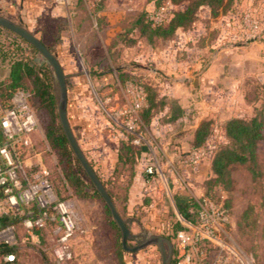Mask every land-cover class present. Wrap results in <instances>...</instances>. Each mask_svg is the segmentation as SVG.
Listing matches in <instances>:
<instances>
[{
    "label": "rangeland",
    "instance_id": "obj_1",
    "mask_svg": "<svg viewBox=\"0 0 264 264\" xmlns=\"http://www.w3.org/2000/svg\"><path fill=\"white\" fill-rule=\"evenodd\" d=\"M0 13L4 17L21 23L27 30L34 34L47 46L58 58L64 72L68 75V116L76 138L85 153L87 159L95 169L94 162L88 152L82 147L79 139L78 126L70 109L81 100L79 87L88 90V105H94L95 117L104 119L121 133L130 139V145L134 154L129 155L125 150V144L121 145V155L118 159L116 172L119 175L129 172L131 166L136 162L138 148L132 144L134 136L128 135L122 126V117L119 111L123 108L118 105H128L129 100L125 92V84L131 80L123 81L126 76L134 79L142 85L146 91L147 99L154 98L156 107L153 108L150 121L141 117L139 113V131L146 135L148 126L152 119L162 118L163 109L161 106L167 103V85L169 69L159 65L151 58L140 61L136 58L142 53L149 56L154 50L163 52L172 47V54L175 60L188 58L194 47L198 50L208 48V58L217 51L215 43L221 49L232 48L228 36L239 33L238 28L232 23L244 13L251 11L260 23L261 33L248 43H238L239 47H246L257 41L249 49H243L239 55L248 54L264 57V0H238L235 8V18L230 24L225 20L211 21L206 10H200L198 21L194 28L187 33L189 41L182 43L180 36L173 39L157 40L150 48L147 40L139 39L137 33H128L131 30L135 19H137L149 4L154 7L158 0H110L109 5L125 3L124 9L114 8L112 13H107L103 24L93 26L87 12L85 1L78 3L81 13L74 14L71 10L72 0H1ZM106 0H97L94 3L96 8L105 6ZM76 5V4H75ZM164 3L160 9L165 8ZM118 9V10H117ZM175 9V8H174ZM209 10V9H208ZM206 13V14H205ZM152 15V13H151ZM171 14H168L170 17ZM150 17V15H149ZM101 21V20H100ZM98 22V20L96 21ZM8 31V30H7ZM10 32V31H9ZM128 33V34H127ZM191 36V37H190ZM135 39L134 45H127V39ZM231 45V47H230ZM30 44L14 33L0 30V82L9 75V63L16 59H25L39 69L51 67L43 56ZM192 54V53H191ZM207 58V59H208ZM248 71L255 74L249 79L246 76L236 78L232 97H235L231 105H224L225 111L220 112L218 117L211 119L212 133L207 144L200 148L204 151L203 158L211 164L212 157L219 148L227 144L225 137L226 123L234 118L250 120L257 117L264 122V62L252 60ZM174 70H171L172 77ZM261 72V75L259 73ZM53 73V71H52ZM54 76L56 90V115L58 116V84ZM106 79V80H105ZM83 82L82 85L80 82ZM81 85V86H80ZM154 94V96H153ZM87 95V96H88ZM173 101V100H172ZM172 103V102H171ZM170 102L169 104L172 105ZM229 104V102H228ZM37 112L38 128L34 133V150L40 154L43 171L51 179L55 190L62 198H68L75 203L76 211L82 220L85 234L77 237L74 242L75 259L70 264H120L117 255L118 246L121 244V233L117 234L107 225L106 205L102 199H81L74 190L65 183L59 157L46 138V131L53 120L39 102L33 105ZM76 109V108H75ZM76 111V110H75ZM77 114L76 112L74 115ZM76 116V115H75ZM149 121V124H146ZM116 122V123H115ZM118 123V125H116ZM120 126V127H119ZM61 127V126H60ZM78 136V137H77ZM98 174L97 170L95 169ZM259 176L253 178L251 173L244 166H233L231 168L232 188L229 193L219 191L215 196L214 203L219 207L227 208L230 219L228 225L223 228L220 239L224 245V255L229 257V264H264V141L259 146ZM131 173V172H130ZM108 193L115 198L119 211L127 221L133 238L128 241L129 246H135L138 242L147 239L152 235H162L171 240L174 245V254L171 264H179L180 256L176 252L173 239L174 229L182 222V215L172 212L168 205V219L155 223L151 214V206L138 205L131 216L123 210V203L126 198L124 191L116 190V186L103 181L98 174ZM203 183V194L191 201L198 202L205 195V183ZM215 191V190H214ZM125 196V197H124ZM111 197V198H112ZM149 196L145 194L143 202ZM101 198V197H100ZM113 200V199H112ZM149 201H152L151 199ZM117 209V207H116ZM159 210V209H157ZM156 210V211H157ZM192 211V210H191ZM158 212V211H157ZM112 219V217H111ZM117 226V225H116ZM118 228V227H117ZM21 240H18L17 249L18 264H46L50 262L48 252L52 245L48 240L47 232L40 234L41 244L36 246L32 240L23 236L25 230L19 231ZM219 249H209V263H212L219 256ZM47 257V258H46ZM123 260L125 264H161V255L157 247L150 246L137 253L124 251ZM48 259V260H47Z\"/></svg>",
    "mask_w": 264,
    "mask_h": 264
},
{
    "label": "crops",
    "instance_id": "obj_2",
    "mask_svg": "<svg viewBox=\"0 0 264 264\" xmlns=\"http://www.w3.org/2000/svg\"><path fill=\"white\" fill-rule=\"evenodd\" d=\"M77 1L72 0L74 14L82 11ZM84 1L87 6L86 13L93 22V26L103 24L107 13H112L114 8L120 11L124 9L125 4L119 2L111 8L110 3L108 4L110 0H106L105 6L97 10L94 5L97 0ZM155 10L153 3L146 8L148 13ZM202 10H206L210 18L209 10L207 8ZM99 20H101L100 23ZM237 20L236 18L232 23L234 27L238 24ZM178 35L182 43L192 40L182 30H179ZM261 39L260 37L257 41ZM257 41L246 47L237 46L225 49L218 47L217 41L215 43L217 51L209 58L207 57L208 48L198 50L199 48L194 46L188 58L178 61L173 57L172 47H168L163 52L156 49L151 52L150 56L146 52L139 55L137 60L146 61L151 58V61L169 69L170 74L166 75L169 79L166 101L167 103L175 101L180 114L173 119L171 106L166 105L161 113L162 118L165 117V119H152L146 135L142 134L143 146L140 154L136 156L135 164L131 166L129 172L121 175L116 172L121 155V145L130 144V139L104 119L95 117L94 105L87 103L89 101L88 90L81 86L84 81L80 82L79 91L82 99L74 105L70 104L74 121L78 126L79 139L103 181L108 183L111 181V184L117 187V193L124 191L126 198L122 207L128 216H131L138 205H145L143 202L145 194L152 200L149 201L153 204L149 203L152 205L150 215L155 223L168 219V205L172 208V212L178 215L176 198L197 199L202 196L203 183L213 174L211 164H207L208 162L204 159L198 167H193L190 163L189 156L194 149L195 132L203 121L218 117L220 112L225 111L224 105H231L234 102L235 97H232V94L235 96L233 91H235L236 78L246 76L249 79L255 76L250 72L251 70L248 71L249 64L252 60L264 62V57L261 58L260 54H248L245 57L239 55L238 52L258 44ZM171 70H174V77H172ZM147 107L148 105L141 111ZM128 135L131 134L128 133ZM149 167L154 169V174L147 180L146 170ZM112 199L119 214L123 217L115 198L112 197ZM131 218L128 217L127 221Z\"/></svg>",
    "mask_w": 264,
    "mask_h": 264
},
{
    "label": "built area",
    "instance_id": "obj_3",
    "mask_svg": "<svg viewBox=\"0 0 264 264\" xmlns=\"http://www.w3.org/2000/svg\"><path fill=\"white\" fill-rule=\"evenodd\" d=\"M173 11L174 6L168 2L165 8L149 13L150 20L155 24L167 23ZM236 27L239 33L228 36L231 44L248 43L261 33L260 23L251 11L241 16ZM125 92L129 103L119 111V117L124 130L134 136L132 144L141 148L138 116L148 105L146 91L142 85L129 81ZM37 128V112L28 92L17 90L6 104L0 103V244H17L18 225L36 246L41 241L34 233L45 231L56 264H70L75 259L74 242L86 231L73 200L60 197L42 169L40 154L33 149L32 141ZM204 157L203 150L193 149L189 160L193 167H198ZM146 172L152 176L154 169L149 167ZM2 219L11 222L3 225ZM229 219L228 209L203 198L199 202L197 221L182 219V229L176 232L179 264H229L220 239ZM212 247H217L220 253L209 263ZM14 260V255L4 257L6 262Z\"/></svg>",
    "mask_w": 264,
    "mask_h": 264
},
{
    "label": "trees",
    "instance_id": "obj_4",
    "mask_svg": "<svg viewBox=\"0 0 264 264\" xmlns=\"http://www.w3.org/2000/svg\"><path fill=\"white\" fill-rule=\"evenodd\" d=\"M81 1L82 0H78L77 2L81 3ZM168 2L171 3L175 9L167 23L155 24L150 20L149 13L147 11H143V13L135 19V23H133L131 30L128 33H137L139 39L147 40L149 46H151L150 48L152 49V45L157 40L173 39L176 35H178L179 30L188 33L190 29L195 27L200 10L203 8L209 9L211 21L225 20L226 23L230 24L235 18L234 12L238 0H158L155 4L156 10L160 9L164 3ZM103 7L104 6H101L96 9L98 10ZM71 9L73 10L74 6H72ZM0 30L11 33L2 27H0ZM135 43V39L130 38L127 39L126 44L134 45ZM30 48L33 50L31 46ZM8 65L10 68L9 75L0 82V103L6 104L17 90L29 93L32 106L34 105V102H39L41 107L53 116V120L46 131V138L50 147L58 154L65 183L70 186L74 190L75 194L81 199H101L70 149V146L58 123L56 115V88L52 71L49 68H36L25 59L10 61ZM127 80L134 81L133 78L126 76L123 81ZM170 103L172 105L168 102L161 107L164 108L166 105H170L174 119L179 116L180 112L178 107H176L175 101H170ZM154 107H156V105L154 103V98L151 96L148 98V107L142 111L141 117L150 121L153 116L152 110ZM149 121L146 124H149ZM211 133L212 123L209 121H203L195 132L193 141L194 149L204 147L210 139ZM33 137L34 134L32 135V141ZM225 137L227 144L219 148L212 157L211 172L213 176L205 183L206 191L203 198L209 199L213 202L216 197L215 195L219 193V191L222 190L227 193L231 191V168L233 166L246 167L253 178H257L259 176V146L264 141V122L259 120L257 117L250 120H243L239 118L231 119L226 123ZM125 147L127 154H134L133 148L128 145V143L125 144ZM140 152L141 148H138L136 154H140ZM146 174L147 180L150 179L151 176L148 173ZM202 199H200V201ZM149 200L150 198L146 199L145 204L149 205ZM200 201H191V199L186 197L176 198L177 210L182 215L183 219L190 222L197 221ZM105 213L107 225L119 234V230L115 222L111 219V214L107 207ZM1 222L5 225L11 221L2 219ZM21 229L23 230V228L18 225L16 245L8 246L0 244V264H18L17 249L19 247L18 240H21V236L19 234ZM180 229H182V224H179V226L174 229L172 237L175 241V246L176 232ZM39 233L41 232L37 231L34 234L37 235L41 241ZM23 236L28 240L31 239L26 232L23 233ZM176 252L179 254L178 250H176ZM7 255H14L15 260L13 262L4 261V257ZM48 255L50 256L51 261H47L46 264H56L51 251L48 252ZM117 255L119 263L125 264L123 260L124 249L122 244L118 246Z\"/></svg>",
    "mask_w": 264,
    "mask_h": 264
},
{
    "label": "water",
    "instance_id": "obj_5",
    "mask_svg": "<svg viewBox=\"0 0 264 264\" xmlns=\"http://www.w3.org/2000/svg\"><path fill=\"white\" fill-rule=\"evenodd\" d=\"M0 27L14 33L18 37L28 42L43 56V58L50 65L58 84V116L61 129L70 146V149L72 150L74 156L81 165L88 180L98 192L101 199L104 201L106 207L108 208L111 214L112 220L115 222L118 229L120 230L121 244L124 251L128 253H137L147 247L155 246L160 252L161 264H171L174 254V245L171 240L165 236L152 235L147 239L138 242V244L135 246L128 245V241L133 238V235L131 234L130 229L128 227V223L121 217V215L117 211L110 194L108 193L106 187L104 186L100 177L96 173L95 169L87 159L71 127V123L68 116V75L65 74L56 55L53 54L52 51L47 46H45L41 40H39L34 34L27 30L21 23H15L14 21L1 15V13ZM237 46L239 45H232V47ZM143 149L145 150V148Z\"/></svg>",
    "mask_w": 264,
    "mask_h": 264
}]
</instances>
